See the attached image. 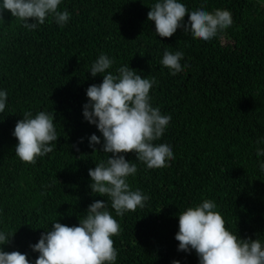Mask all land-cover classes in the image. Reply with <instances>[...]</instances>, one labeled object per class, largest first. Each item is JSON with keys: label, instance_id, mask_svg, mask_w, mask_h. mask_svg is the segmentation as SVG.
Wrapping results in <instances>:
<instances>
[{"label": "trees", "instance_id": "trees-1", "mask_svg": "<svg viewBox=\"0 0 264 264\" xmlns=\"http://www.w3.org/2000/svg\"><path fill=\"white\" fill-rule=\"evenodd\" d=\"M155 2L64 0L70 22L60 28L47 21L34 32L3 13L0 88L8 90L9 106L0 114V229L16 232L5 251L34 261L38 254L29 245L42 228L57 220L78 225L91 203L106 199L88 188V170L104 157L88 147V137L102 136L82 116L87 88L102 83L88 73L101 53L115 59L114 69L129 64L142 78H155L153 106L172 116L156 143L171 144L176 157L170 167L147 169L135 153L126 155L138 167L129 183L151 199L116 217L122 229L113 237L117 264H198L194 252L177 251L174 237L178 214L204 199L216 202L230 231L264 240V174L255 154L264 137V5L207 0L206 10H229L233 24L223 39L205 42L180 29L171 38L156 36L147 19ZM182 2L190 11L201 6V0ZM165 49L183 51L181 64L190 67L171 76L160 63ZM43 110L56 116L57 148L35 166L22 163L12 132L25 111Z\"/></svg>", "mask_w": 264, "mask_h": 264}, {"label": "clouds", "instance_id": "clouds-1", "mask_svg": "<svg viewBox=\"0 0 264 264\" xmlns=\"http://www.w3.org/2000/svg\"><path fill=\"white\" fill-rule=\"evenodd\" d=\"M63 2L0 0V21L7 11L30 32L47 21L63 28L71 20V13L60 7ZM206 3L207 0H201V6L190 11L182 0H156L147 19L154 22L155 34L160 38H171L180 29L205 42L223 39L233 24L232 13L226 9L208 11ZM257 3L264 5V0ZM184 55L183 51L165 49L160 63L174 77L190 67L187 61L181 64ZM115 64V59L104 53L91 64L88 73L92 78L101 76L102 83L87 88V103L82 110L84 121L95 126L102 136V139L96 134L88 137V147L92 153H102L104 157L95 163L94 169L88 170V188L93 196L106 199L91 203L78 218V225L67 226L57 220L49 224L51 227L42 228L38 242L29 245L31 252L38 254L34 261L28 253L5 251L16 232L0 229V264H117L119 253L113 237H118L122 229L116 217L143 209L151 199L129 183L138 167L126 155L135 153L136 161L147 169L170 167L176 157L171 144L156 143L172 120L170 114H162L159 107L153 106L150 91L157 81L142 78V73L129 64L114 69ZM8 106L9 92L0 88V114ZM55 120L53 112L46 110L22 114L12 132L18 142L15 156L22 163L35 166L39 159L56 150L59 137ZM83 142L81 138L78 144ZM255 143L258 171L264 174V147H261L264 137ZM78 144L74 146L77 151ZM177 218L178 232L174 237L178 241L177 251L186 255L194 252L198 264H264V240L259 236L241 238L238 232L230 231L214 200L192 204ZM172 264L180 261L174 260Z\"/></svg>", "mask_w": 264, "mask_h": 264}]
</instances>
